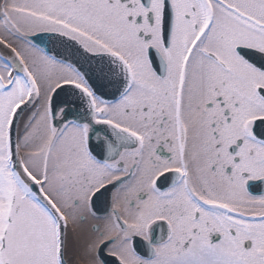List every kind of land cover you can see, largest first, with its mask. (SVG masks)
<instances>
[{
    "label": "snow or ice",
    "instance_id": "1",
    "mask_svg": "<svg viewBox=\"0 0 264 264\" xmlns=\"http://www.w3.org/2000/svg\"><path fill=\"white\" fill-rule=\"evenodd\" d=\"M0 264H264V0H0Z\"/></svg>",
    "mask_w": 264,
    "mask_h": 264
},
{
    "label": "flooded vegetation",
    "instance_id": "2",
    "mask_svg": "<svg viewBox=\"0 0 264 264\" xmlns=\"http://www.w3.org/2000/svg\"><path fill=\"white\" fill-rule=\"evenodd\" d=\"M253 192H254V194H259V191L257 188H253Z\"/></svg>",
    "mask_w": 264,
    "mask_h": 264
}]
</instances>
